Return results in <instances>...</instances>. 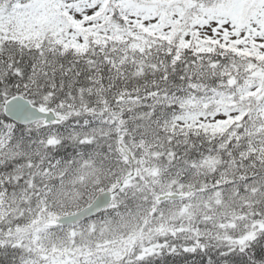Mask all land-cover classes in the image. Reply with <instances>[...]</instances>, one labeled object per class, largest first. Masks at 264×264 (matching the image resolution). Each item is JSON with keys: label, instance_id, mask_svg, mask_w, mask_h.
<instances>
[{"label": "snow or ice", "instance_id": "snow-or-ice-1", "mask_svg": "<svg viewBox=\"0 0 264 264\" xmlns=\"http://www.w3.org/2000/svg\"><path fill=\"white\" fill-rule=\"evenodd\" d=\"M0 264H264V0H0Z\"/></svg>", "mask_w": 264, "mask_h": 264}]
</instances>
